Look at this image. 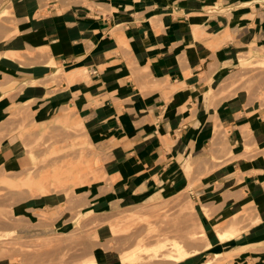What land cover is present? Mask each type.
<instances>
[{"label":"crops","instance_id":"obj_1","mask_svg":"<svg viewBox=\"0 0 264 264\" xmlns=\"http://www.w3.org/2000/svg\"><path fill=\"white\" fill-rule=\"evenodd\" d=\"M13 4L23 22L0 41V173L31 164L35 127L78 119L100 164L82 191L89 210L184 194L198 230L186 248L196 251L168 264H264V71L240 65L241 55L264 52V0ZM60 66L64 79L53 80ZM46 204L65 202L24 201L25 210ZM230 226L241 234L221 240L217 228ZM97 249V264L121 263Z\"/></svg>","mask_w":264,"mask_h":264},{"label":"rangeland","instance_id":"obj_2","mask_svg":"<svg viewBox=\"0 0 264 264\" xmlns=\"http://www.w3.org/2000/svg\"><path fill=\"white\" fill-rule=\"evenodd\" d=\"M22 22L16 17L13 0L0 1V41L18 34ZM263 53L250 51L248 56L241 55L243 70L251 75L264 71ZM51 65H56L54 60ZM53 73V80L59 81L66 74L61 66ZM51 126L56 129L46 124L35 127L39 129L37 138L32 136L34 131L27 130L33 137L28 145L32 159L28 167L20 172L0 173V260L4 264H89L88 259H97V248L120 253V264H168L170 258L182 260L196 251L186 248L198 230L192 205H188L184 194L103 213L89 210L90 201L82 199V191L96 181L100 164L90 159L91 145L78 119L53 120ZM257 150L247 148L246 153ZM206 167L208 170L209 165ZM42 175L49 178H36ZM49 194L65 204L53 209L46 204L38 211L25 210L26 199ZM58 218H62L61 227L59 223L50 232L35 233L37 226L54 224ZM217 230H231L236 233L234 238L241 234L235 226ZM228 237L233 236L227 234L221 240Z\"/></svg>","mask_w":264,"mask_h":264},{"label":"bare ground","instance_id":"obj_3","mask_svg":"<svg viewBox=\"0 0 264 264\" xmlns=\"http://www.w3.org/2000/svg\"><path fill=\"white\" fill-rule=\"evenodd\" d=\"M10 182V181H9ZM12 184H15V182H11ZM142 216V215H141ZM217 234H218V236L220 237V239H222L225 235H227V234H231V236H235L236 235V233L235 232H229V233H225V232H219L218 230H217ZM82 261V260H81ZM80 261V262H81ZM88 261V263L89 264H97V259H94V260H92V259H88L87 260ZM86 264V263H85Z\"/></svg>","mask_w":264,"mask_h":264},{"label":"built area","instance_id":"obj_4","mask_svg":"<svg viewBox=\"0 0 264 264\" xmlns=\"http://www.w3.org/2000/svg\"><path fill=\"white\" fill-rule=\"evenodd\" d=\"M94 72H96V71H94Z\"/></svg>","mask_w":264,"mask_h":264}]
</instances>
